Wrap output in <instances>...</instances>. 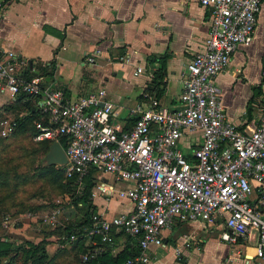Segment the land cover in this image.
<instances>
[{"label":"built area","instance_id":"obj_1","mask_svg":"<svg viewBox=\"0 0 264 264\" xmlns=\"http://www.w3.org/2000/svg\"><path fill=\"white\" fill-rule=\"evenodd\" d=\"M198 1L208 8V28L185 63L176 104L160 102L143 88L128 126L115 119L114 103L105 98L103 86L67 98L61 88L44 84L39 75L25 78L20 69L24 60L10 52L0 54V89L12 95H35L48 123L36 121L32 137L58 141L64 137V145L60 144L66 161L60 165L74 179L76 189L90 169L125 182L116 192L129 200L130 209L109 216L91 212L83 233L92 247L81 252L82 261L99 253L115 234L124 233L135 239L137 251L121 264H146L150 245H164L162 230L176 216L220 219V237L226 240L245 239L253 231V255L264 257V107L255 124L241 130L227 116L215 80L236 46L252 38L261 0ZM118 58L126 59V54ZM86 59L92 61L93 56ZM140 70L137 65L135 71ZM15 123L0 110L2 133ZM193 130L200 138L187 159L180 138ZM60 214L54 206L43 219L54 226ZM9 220L5 216L1 222ZM75 237L73 232L59 235L67 241Z\"/></svg>","mask_w":264,"mask_h":264},{"label":"crops","instance_id":"obj_2","mask_svg":"<svg viewBox=\"0 0 264 264\" xmlns=\"http://www.w3.org/2000/svg\"><path fill=\"white\" fill-rule=\"evenodd\" d=\"M207 28L208 8L198 0H0V54L10 52L24 60L22 73L39 75L67 98L103 86L105 98L114 103L115 119L124 126L132 122L131 108L140 91L158 73V99L176 104L185 63L202 44ZM121 53L126 59L118 58ZM137 65L142 70L135 71ZM263 67L261 0L252 38L239 43L226 68L215 75L220 102L241 130L251 128L264 107ZM15 98L0 89V110L14 113L8 106ZM199 138L197 130L185 131L180 138L184 153L191 154ZM95 177L90 199L96 211L109 216L130 209L129 200L116 192L123 180L109 172ZM222 228L220 219L176 216L162 230L164 245H150L146 264H264V257L253 255V231L240 241L226 240L220 237ZM123 239L119 233L114 236L112 251Z\"/></svg>","mask_w":264,"mask_h":264},{"label":"rangeland","instance_id":"obj_3","mask_svg":"<svg viewBox=\"0 0 264 264\" xmlns=\"http://www.w3.org/2000/svg\"><path fill=\"white\" fill-rule=\"evenodd\" d=\"M19 114H25V109L12 113L15 122ZM15 125L7 133L0 129V236L10 240L9 248H13L0 253V258L7 257L9 261L6 262L21 264L29 256L25 249L35 246L38 253L42 252L40 247L43 248L45 264H78L81 251L74 247L72 241L60 239L59 231L66 221L86 207L90 209V206H86L84 201L78 204V208L67 203L69 198L66 194L56 193L45 180L35 178V167L44 153L41 141L32 137L34 129H37L36 121L31 125ZM57 196L61 201H54ZM54 206L61 210V215L52 226L43 219V214ZM5 216L10 220L3 224L1 220Z\"/></svg>","mask_w":264,"mask_h":264},{"label":"trees","instance_id":"obj_4","mask_svg":"<svg viewBox=\"0 0 264 264\" xmlns=\"http://www.w3.org/2000/svg\"><path fill=\"white\" fill-rule=\"evenodd\" d=\"M162 66V58H160L159 69H161ZM22 74L25 78H29L30 76H32V73H29L27 70H24ZM159 75L160 73L154 76L152 78V81H150L151 86L145 88L155 96H157L159 92V86L161 83V81L158 79ZM14 100V103L8 106L12 107V112L17 113L18 111L20 112L21 110L25 109V114H19L15 118L16 123H18L20 126L22 124L31 125L32 122H35L36 120H41L42 123H48L46 119V114L44 113V111H41L40 108L36 105L35 95L20 92L16 94V98ZM9 115L11 116L12 113H9ZM36 130L34 129L33 133ZM58 139L59 142L64 145V137H60ZM39 141H41V147L45 152L48 148V143L50 140L41 139ZM185 156L187 159L192 158V155L190 153H185ZM34 176L35 178L45 180V182L50 186V188L56 193L66 194V196H68L69 198L67 200V203H72L75 207L78 208V204L80 203L79 205H81V202L84 201L86 202V206H90V209L86 207L83 212L79 213L77 216H74L72 219L66 221V223L63 224L62 227H60L61 229L59 231V234H68L70 232L76 234L75 239L72 240V244L77 250L83 252L86 249H90L92 247V244L85 242V235L83 231L84 227L88 226L89 224L91 212L95 211V206L90 199L91 187L94 184L96 178L93 169H90L83 176L82 183L77 189L76 182L72 177L65 175L62 165L42 164L40 159V162L35 167ZM34 207L35 206H29L28 208ZM119 234L124 235L122 245L119 249H117L116 251H112L111 246L113 244V238V240H111L110 242H104L102 244V250L99 253L93 255L87 262L81 260L78 264H92L94 262H97V264H121V262L126 256L132 255L137 251V246L135 239L132 236L124 233ZM116 235L118 234H115L114 236ZM235 239L237 241L241 240L239 236H236ZM10 245V240L0 236V253L7 252V249H10L12 251L13 248H9ZM40 249L42 250V252L40 253L36 252L35 246H31L25 249V253H27L29 256H27V260L23 261L21 264H45L46 254L43 248L40 247ZM7 260L9 261L7 257L3 259L0 258V264L14 263L13 261L11 263L6 262Z\"/></svg>","mask_w":264,"mask_h":264},{"label":"water","instance_id":"obj_5","mask_svg":"<svg viewBox=\"0 0 264 264\" xmlns=\"http://www.w3.org/2000/svg\"><path fill=\"white\" fill-rule=\"evenodd\" d=\"M66 161L64 149L57 139L48 143V148L41 157L42 164H62Z\"/></svg>","mask_w":264,"mask_h":264}]
</instances>
